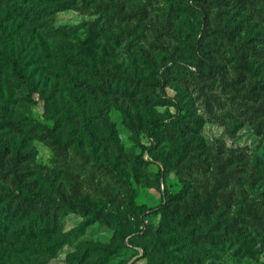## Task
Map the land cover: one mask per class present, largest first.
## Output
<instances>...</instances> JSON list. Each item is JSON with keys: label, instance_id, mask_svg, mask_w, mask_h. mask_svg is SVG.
<instances>
[{"label": "rangeland", "instance_id": "obj_1", "mask_svg": "<svg viewBox=\"0 0 264 264\" xmlns=\"http://www.w3.org/2000/svg\"><path fill=\"white\" fill-rule=\"evenodd\" d=\"M262 85L264 0H0V264H264Z\"/></svg>", "mask_w": 264, "mask_h": 264}, {"label": "trees", "instance_id": "obj_2", "mask_svg": "<svg viewBox=\"0 0 264 264\" xmlns=\"http://www.w3.org/2000/svg\"><path fill=\"white\" fill-rule=\"evenodd\" d=\"M201 60L204 62V65L206 66L207 70L206 71L201 70L199 73L200 76L205 78V79L213 78L217 74L220 65L217 62L212 61L205 53H202V59ZM14 63H17V62L15 61ZM15 66L18 67L17 64H15ZM243 67L249 71H254L253 66L248 64V63H245L243 65ZM262 87H264V85H262ZM161 123L162 122H160V124ZM54 138L58 139L57 141H58L59 145L62 146L61 139H59L56 135H54ZM0 147L3 149L7 148L6 143L4 142V140L1 137H0ZM0 173L1 174L6 173V171L3 169L1 163H0ZM26 195H27V193H24L21 190L19 191V197H21L22 199H29V198H26ZM211 196H213V193H211ZM34 198L38 200V198L36 196H34ZM172 199H173L172 196L169 193H167V190H166L165 195H164V200L166 201L167 204H171ZM41 202L43 204L45 203L43 201H41ZM141 209H142L141 213L143 215H146L147 213H149V211H151L150 208H146V207H142Z\"/></svg>", "mask_w": 264, "mask_h": 264}]
</instances>
